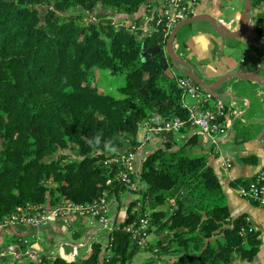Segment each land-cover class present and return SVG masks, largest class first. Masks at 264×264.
<instances>
[{
	"label": "trees",
	"instance_id": "16d2710c",
	"mask_svg": "<svg viewBox=\"0 0 264 264\" xmlns=\"http://www.w3.org/2000/svg\"><path fill=\"white\" fill-rule=\"evenodd\" d=\"M158 2L0 0V224L26 204H86L102 194L118 201L124 190L141 195L122 223L112 222L109 258L92 239L89 253L74 261L41 255L32 264H129L139 249L121 228L144 215L159 235L151 249L158 259L145 264H231L251 262L258 253L259 234H240L246 217L230 216L208 153H190L200 134L181 140L180 133L167 134L160 146H147V154L144 145L133 188L115 180L116 167L103 164L118 154L109 150L138 151L142 120L187 118L180 90L163 72L162 52L151 59L141 55L163 46L161 34L140 41L99 14L110 8L129 26ZM95 70L124 77L121 99L99 93ZM66 149L78 157L61 152ZM242 160L254 164L256 158Z\"/></svg>",
	"mask_w": 264,
	"mask_h": 264
},
{
	"label": "crops",
	"instance_id": "0c3cea01",
	"mask_svg": "<svg viewBox=\"0 0 264 264\" xmlns=\"http://www.w3.org/2000/svg\"><path fill=\"white\" fill-rule=\"evenodd\" d=\"M243 7V0H200L196 15L207 14L229 30H237ZM249 18L250 27L245 36L239 39H225L218 36L213 27L206 22L185 26L175 38L174 51L180 59L193 67L195 73L206 84H211L220 77L235 72H252L264 78V4L255 3ZM161 63L163 72L169 70V67L175 69L166 56L162 57ZM176 71L182 74L180 70L176 69ZM94 75H97V70L94 71ZM215 93L224 97L230 104L228 120L232 122V129L219 154L208 155V163L219 178L224 194V204L228 206L230 216L235 218L245 215L256 228L260 239L258 253L251 262L235 260L231 264H264V207L256 202L241 199L236 192L237 185L249 182L264 168V153L257 145V139L264 130V87L251 81L232 79L226 81ZM236 102L243 103L238 107ZM233 129L235 133L230 139ZM195 133L193 130H187L177 136L181 140ZM140 137V132H137V139L139 140ZM162 140L155 139L160 143ZM153 145L150 142L145 144L146 147ZM201 146L203 145L199 140L198 145L193 147L192 154L208 152ZM126 149L127 147L109 150L107 153H122ZM247 156H255V163H245L242 158ZM223 160L231 162L232 166L229 170H224L220 166ZM120 195H123V192ZM131 202L133 201L126 203L125 215L119 216L121 203L113 196L108 197L112 222L120 224L126 219L127 208ZM90 222L89 218L82 217L71 219L69 224L58 221L39 228L0 224V250L2 249L4 254L0 264H23L22 261L26 257L33 263L31 256L25 251L34 254L39 250V255L43 254L48 260L55 257L75 260L86 256L89 253L88 244L92 239L100 242V239L104 238L107 243L108 236V232L105 231L95 232ZM65 231L72 239L66 238L55 243L54 239L57 236L63 238ZM21 240H29L36 245L28 250L29 248L21 244ZM158 240L156 228L153 227L152 240H149V243L152 241L154 245ZM106 243L101 244L102 247ZM17 246L20 250L15 249V254L12 256L10 248ZM139 251H145V249ZM23 252L24 254L21 255ZM150 259L149 257L148 260ZM152 259H154L153 254Z\"/></svg>",
	"mask_w": 264,
	"mask_h": 264
},
{
	"label": "built area",
	"instance_id": "2783aa9c",
	"mask_svg": "<svg viewBox=\"0 0 264 264\" xmlns=\"http://www.w3.org/2000/svg\"><path fill=\"white\" fill-rule=\"evenodd\" d=\"M47 1L52 2V0ZM199 3L200 0H159L156 5L147 8L143 12L139 23L130 24L129 26L118 25V27H128L129 31L140 41L149 38L155 32H159L163 39L161 52L163 56H166V41L172 29L179 22L195 16ZM169 76L174 79L177 89L181 92L180 104L181 108L186 110L187 118L185 120L178 117L163 119L159 115H154L142 120L138 124L137 131L141 134L138 140L140 143L138 151L136 153H118L103 161L104 166L117 168L115 180L128 188H133L134 182L137 180L139 160L147 141L162 139L170 133L179 134L184 128H187L200 134L205 139L204 148L208 151V155H217L232 129V122L228 120L230 104L225 101L224 97L215 92L204 91L172 67H169ZM186 98L191 100V104L185 102ZM220 166L224 170H229L232 164L228 160H223ZM110 183L111 180H108L107 184ZM236 192L241 199L256 202L264 207V169L259 171L248 183L237 185ZM108 197L107 194H102L98 199L86 204H77L67 200H62L56 206L26 204L17 207L3 221L2 225L39 228L58 221L69 224L71 219L86 217L90 219V225L95 232H112L114 227L110 217ZM139 207V204L136 205L132 209V213H135ZM245 222L247 227L241 229L240 234L243 235L246 232L256 233V228L248 218L245 219ZM121 231L130 237L139 250H144L149 246L150 223L147 215L126 224L121 228ZM21 244L29 248L28 250L36 245V243H31L29 240H21ZM111 247L112 238H108L104 246L107 258L110 257ZM15 249L20 250L18 246L10 248L12 255L15 254ZM38 251L37 253L35 251L34 254L28 251H25V253L29 254L32 261L36 263L40 261V257L43 255H39L40 251ZM157 252V249L152 250L154 259H156ZM23 254L24 252L21 255Z\"/></svg>",
	"mask_w": 264,
	"mask_h": 264
},
{
	"label": "water",
	"instance_id": "95a60500",
	"mask_svg": "<svg viewBox=\"0 0 264 264\" xmlns=\"http://www.w3.org/2000/svg\"><path fill=\"white\" fill-rule=\"evenodd\" d=\"M244 7L243 11L239 17L238 22V29L237 30H229L226 28L223 24L218 22L213 17L207 15V14H198L195 15L189 19H186L184 21L179 22L171 31L170 36L168 37L166 41V47H165V53L168 59L170 60L171 65L182 72L186 77H188L192 82L198 86H200L204 91L207 92H216L218 91L222 85L229 80L232 79H238V80H244V81H251L254 83H257L264 87V78L260 75L252 72H235L226 74L216 81H214L211 84H206L204 81L195 73L193 67L185 62L184 60L180 59L175 51H174V41L178 34V32L184 28L185 26L197 23V22H206L210 24L215 33L225 39H239L245 36L247 33L249 27H250V12L252 10V2L251 0H243ZM93 15V14H92ZM161 51L160 47H154L149 48L141 53L143 57H146L149 55L151 58L154 57V55ZM146 83V82H145ZM257 145L264 153V130L261 134V136L257 139ZM64 259V258H62ZM66 260V259H64Z\"/></svg>",
	"mask_w": 264,
	"mask_h": 264
},
{
	"label": "rangeland",
	"instance_id": "374dc122",
	"mask_svg": "<svg viewBox=\"0 0 264 264\" xmlns=\"http://www.w3.org/2000/svg\"><path fill=\"white\" fill-rule=\"evenodd\" d=\"M45 8H46L45 6L39 7V14H40L41 17H43V15H44ZM99 14H101L103 16H107L105 19H102V21H105V22L106 21H111L112 23L118 24V25H127V21H123V19H121L120 16H118L116 13H114L113 10L110 9V8H105L102 11H99ZM90 20L91 21H95V19L93 17L90 18ZM86 22H87V20H85L82 23H86ZM145 58L151 59V57L149 55H147ZM164 73L169 76V70L165 71ZM263 74H264V72H263ZM123 81H124V77L122 75L113 74V73H111L108 70H97V75L94 77V84L98 88L99 92H101L102 94L114 97L116 99H121L123 97L122 93L120 92V89L123 87L122 86L123 85ZM185 102L187 104H191V100L189 98H186ZM242 103L243 102H236L238 107ZM234 133H235V130L233 129V131L231 132L230 137H229L230 139H231V136ZM199 138H200V141L202 142V145H203L201 147L204 150L205 139L201 135H199ZM154 141H155V139L147 141L146 143L150 142V143L154 144L153 145L154 147H158V146L161 145V143L159 141H155V142ZM149 150H150V148L146 147L145 150H144V154H147L149 152ZM61 152L63 154L71 156L72 158H77L78 157L75 151H72V150H69V149L63 150ZM190 153H192V151H190ZM46 184H47L48 187L51 186V184L49 182H47ZM139 199H141V195L139 193L133 192L131 190L130 191L129 190H124L123 191V195H119V197H118V201L121 203V207H120V210H119V216H124L125 215L126 207H127L126 203H128V201L136 202V201H139ZM150 234H151V236H150L149 240H152V228H151ZM66 238L67 239H72L70 234L65 231V234H64L63 238H62V236H57L54 239V242L56 243L59 240H63V239H66ZM100 242H101V244H105L106 243L104 238H101ZM152 246H154V245H152V241H150L149 246L145 249V251H139L134 256V258L132 259L130 264H145L149 257L152 259V251H151ZM2 253H3V250L1 249L0 250V260L4 258V257H2V256H4V254H2ZM155 258L158 259V256L155 255ZM162 259H167V258H163L162 257ZM22 263L23 264H30L31 263L30 258H27V257L24 258ZM159 263L160 262L158 261L156 264H159Z\"/></svg>",
	"mask_w": 264,
	"mask_h": 264
}]
</instances>
